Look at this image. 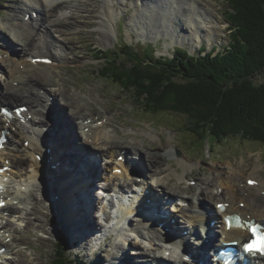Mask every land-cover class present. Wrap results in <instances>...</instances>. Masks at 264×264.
<instances>
[{
	"label": "rangeland",
	"instance_id": "374dc122",
	"mask_svg": "<svg viewBox=\"0 0 264 264\" xmlns=\"http://www.w3.org/2000/svg\"><path fill=\"white\" fill-rule=\"evenodd\" d=\"M92 1L94 5H92L91 1L86 2L84 5L85 8H82L81 12L74 14V18L66 20L68 22L70 30L67 35H64V37H66V40L64 41L65 45L61 47L60 45L56 44L55 46L56 49H61V48L67 49L65 52L72 59L64 60V62L61 63L55 62L54 64H49L46 66L39 65L38 67L40 69H44V67H48L49 71L53 70V72L57 76L56 79H58L60 76L61 77L63 76L65 79L62 77V81H60V83L65 84V80H66L67 86L63 85V87H65L67 91L73 96H75V94L79 95L77 97L75 96L77 102L93 103L94 105L91 106L92 104H90L89 107L93 108V110L96 112H102L100 113L101 116H103L106 112V114L108 116L110 115L111 118L116 117L114 121L110 119L112 121L111 124L108 123L107 125L101 126L98 130H96L97 132H106L114 129L115 132L118 133L120 137L115 138L116 140L115 142L117 143L115 145H112L114 149L128 148L118 144L122 142L125 144L129 143L130 145L134 144L135 140L133 139V137L136 136V141L140 142L143 140L144 144H146V145H142L140 148L145 149L147 147L148 149L145 150L149 154L157 156L154 159H156V161L159 162L156 163L158 165V168L163 167L164 169H167V172L165 174H162L161 177H159L160 175L159 176L156 175L152 177L150 173H148V171L143 169L146 175L145 176L143 175L142 177L141 176L138 177L137 179L138 187H136V189L140 191L141 188L142 189L144 187L146 188L148 185L150 186L151 184V188L149 189L147 188V190H149V193L148 192L146 193L145 191V193H143V196H140L141 195L140 192V194L137 193L139 196L136 197L134 192H128L127 195L124 197L125 201L130 204H135L138 198L141 199L140 202H142L143 200L146 201L149 195L152 204H153V200H156L157 203H159L157 204V206H159L160 201L162 202L161 195L165 192L166 193L168 192L161 187L160 183H162V181H160V179H162L164 183H167V186L169 185L168 186L169 192H173L174 194H176L175 195L176 197H178L177 195L186 196L189 199L188 200L189 204L194 203V205L198 204V202H196L197 199L195 197L196 196L195 194L199 192L198 189L199 187L201 186L207 187V191L210 192L211 187H213L216 183L219 182V179L215 180V176L221 175L224 177L227 174H231V172L235 170L236 172L242 171L243 175H245V176L240 175L241 177L236 180L238 185L239 184L248 185L246 178L247 177L251 178V176L254 177L261 176V178L264 180V142H256V141L251 142V141H242L238 138H229V139L226 138L223 141L217 143L215 140L211 138L206 139L205 137H199L194 133H192L191 131L187 130L186 125H188V119H186L185 115L180 113H162V114L149 113L148 110L145 109L144 106L137 101L135 95L131 91H126V93L121 91L118 84L112 82L111 79L100 75V71L103 69V66L104 69H106L110 67V65L106 64L107 62H105V59L101 57L102 56L101 54L99 55L98 52L96 53L95 50L96 47H103V48L117 50L114 44L120 45L122 41L121 37H124L128 41H131L134 47H139V46L143 47L149 43H154V45L157 46L156 49H154V52L161 55L172 56L171 53H173L174 50L173 46L176 44L179 45V43L173 42L172 38L171 37L169 38V36L165 34L159 35L158 38L153 39V37H155V35L152 33L153 28L151 30L149 27V29L147 30L144 27H142L137 20L132 21V17L135 14L134 10L126 9L127 6H131V1L128 0V2L125 3V0H122L121 6L116 5V13H120L116 18V21L114 20L116 23L117 35L111 36V41L106 42L102 38V35L99 33L98 41L100 39L99 41L100 43H108L105 45H101L97 43V36L99 30L101 29V26L98 25L97 27V30L99 29L98 31L95 29L97 26L98 18L100 17L101 20L103 18V21L102 22L100 21V25L104 24L106 26L107 24L106 19L103 16V12H104L103 7L104 6L106 7V5L104 4V2L102 5L101 0H92ZM186 1L185 2L181 1L182 3L178 5L180 7L176 11L180 16L186 15L185 18L188 17V11L186 10L187 7L185 4ZM22 4H23L22 0H0V22L8 21L12 16L18 15V12L16 11H18L20 8L23 7ZM198 4L202 8H200V10H196V12L193 14L197 18H199V15H202L200 16V18H203V21H205L203 24L199 23L204 27L201 29V33H200L201 41L199 42L201 43L202 41L207 40L210 42V44L212 43L214 44V42L216 41V44L218 46H223V47L227 45L230 41H231L230 43H232L233 40L231 37V33L235 28L230 24V22L228 23L226 21L227 19H230L229 17V15L231 14L230 10L232 11V7L228 5V0H198ZM91 9L92 11L90 12L89 10ZM99 10H100L99 12L100 15L98 14ZM203 12L206 13V15ZM144 18H146V15L144 16ZM176 18L179 17L177 16ZM215 20H218L221 23H225L226 25H219L220 26L219 28L212 27L215 25L213 23V21ZM179 22L184 24L185 21L182 19ZM190 24H192L191 19L189 21V25ZM205 29H212L211 30L212 33L208 34L210 38H207L208 35ZM8 32L9 31L7 29L0 30V68L3 67V70L0 69V82H1V86L4 88H6V86L8 87L9 82L6 79L7 78L6 72H4V70L8 72L7 62L4 63L2 60H4V58L8 55L10 56L9 52L12 49H9V46H7L6 43L2 42L1 39L6 40L8 44H11L13 47H16L17 49H19L20 47L16 45L17 41H14L15 39L13 38V36L10 35V33L8 34ZM182 34H186V33L182 31ZM139 36H143L142 39ZM57 37L60 39H64L59 35ZM186 37L188 39L190 38L188 35ZM38 38H39L38 35L37 36L34 35L33 38L30 39L31 44H34ZM169 39H171V41ZM185 42L190 43L192 41L189 39V41H185ZM191 44H198V43H191ZM188 48L190 49L189 45ZM197 51L198 50H196L193 53H196ZM18 53L16 54L15 49L12 50V55L15 56L17 59H18ZM98 56H100V58H97ZM230 64L231 63H228L227 65ZM235 64L236 63H234L233 65ZM59 65H62L63 67L60 68ZM57 72L61 73L62 75L57 74ZM46 76H47L46 74L41 75L42 81L46 79ZM263 79H264V69L259 73L257 79L255 80L258 83H261L262 81H264ZM31 82H33L32 83L33 85L35 84L34 81ZM76 83H79L81 86L80 88H83V90L79 89V87H78L79 90H77L75 88ZM34 88L35 89L33 90V92L36 93L40 92V94L42 95L44 92L49 91L48 87H44L40 84L35 85ZM85 90H87L86 93ZM88 92L92 95L94 93V95L90 96V94L89 95L87 94ZM82 95L86 96L87 98L83 97ZM175 95L176 92L171 91L167 94V97L170 96L169 98H177V96ZM62 97L63 96L58 97V100L62 101V99H64ZM27 98L32 99L34 97L28 96ZM47 98L48 97L46 95L44 97L45 102L47 101ZM83 99L85 101H82ZM77 102L70 101V105L73 107L75 106L76 108V105L78 104ZM59 106L60 104H57V107L55 108L58 109ZM103 107L108 109H104ZM64 110L66 111V109ZM67 111L69 112L70 109L68 108ZM70 114L73 116V119L71 120L72 125H74V121L76 124L81 123L82 119H76L77 115L74 114L73 110H71ZM34 118L36 120V122L34 123L35 125L36 124L43 125V127L40 126L38 127V129H43V131L47 133L49 126H46L44 124H39V120L46 118L47 121L50 122L52 120V117L49 118L46 115V113L45 114L43 113V116L41 114H36L34 115ZM97 122H101V121H97ZM27 127L30 131L31 125L27 124ZM103 127L106 128L107 130H102L104 129ZM80 129H82L81 126L77 127V134H75L76 136H78L77 137L78 141L80 140V138L82 140V137L79 136L80 132H82L80 131ZM124 131L130 132L133 137H130L129 139L126 140L123 139L124 137L127 136L124 134L125 133ZM25 135L27 136L25 137ZM25 135L22 138V144L24 147L23 146L20 147V145H17V143L13 140V145H15L16 148L19 147V150L20 148L25 149L27 147V142L30 141V132H27ZM62 135L63 133L60 134V137ZM17 137H22V135L20 133L19 134L17 133ZM70 139H71L70 141H72V138ZM36 144H37L36 145L37 148L39 146L40 149L41 143L36 142ZM78 146L84 147L81 141L78 142ZM51 147H52L51 150L52 154L54 155L56 153L53 160V164H58L57 170L58 172H60V176H54L57 182L53 184L54 186L53 189L55 190V192L56 189H58V192L62 190L63 192L62 199L66 197L65 200L67 202V210L64 211V209L60 207L59 212H57V209H55V207L53 208V206L49 205L46 199L45 188L41 186L40 188H38L39 185L37 186L36 184L32 186L30 192L31 195L34 194L33 200H31L30 192L27 193L28 196L26 195V204H27V211L31 207H33V210L31 211V214L27 217V219H24L16 227H14L16 228L14 232L15 240L4 241L3 247L6 248V253L8 254L7 256L11 258L16 257L13 251H15L16 248H21L23 254L26 257V258L20 257V260L22 262L28 261L27 264H29V262L30 264H33L34 262L33 259L31 257L27 258V256L29 254H34L36 261H38L35 262V264H52L51 260L53 259L55 249L57 248L58 240H60L61 243H65L64 244L65 249L67 254L70 255V258L80 261L81 263L79 264H115L116 261H119L120 264H136L137 262L138 263L141 262L140 260L141 259L143 260L144 258V255H142L141 258L137 254H135L137 251H143L149 255L154 253L156 255L158 254L163 255V257L166 259L172 258L171 255L169 256L168 254L166 255V252L162 251L160 249V246H157V242L159 241V239L156 238H158L162 232H160L159 235H157L158 237L156 236V234H158L159 232V230L156 229L157 227L156 224H154V227L152 229L150 228L149 230L145 227L144 229H142L144 231L143 232L140 228H136V226L137 225L145 226L146 222L140 219L139 216L134 217V215L129 221L130 230H126V232L128 231L127 232L128 234L126 235L127 237L125 243L126 246H122V244L125 242L123 240L125 236L122 235L123 233H125L124 231L119 232V231H113L112 229V231L115 232L116 236L118 237L120 236V238L118 237L115 238V236L110 235L111 238L106 240L111 232V226L115 222V219L112 221V223L109 222L110 224L107 225V231H105V236H103L102 239L98 240V242H89L88 239L90 238V236H88V232L92 233L91 235L93 237L95 236L93 231H97L98 229L97 227H93L92 229V224H93L92 220L93 219L95 220V225H97L98 222L99 224H102L103 221L102 218L100 217L102 211L101 213H97V208L99 204L96 203V200L98 198H95L92 201L90 200L93 207L95 206V203L97 206V208L92 210V214L90 210L92 206L89 209H87L86 207L89 205V203L87 201L84 202L87 198H89V195L86 192V188H84V186L87 185L88 179L85 177L83 173L88 170L84 169V166L80 167L78 163H74L73 159H70L69 161L68 160L63 161L59 156V151H56L59 150V146H56L52 143ZM169 148H172L173 149L172 151H174L172 157L166 155V151H171V149ZM65 150L66 151L68 150L69 152L72 151V149H68V148H66ZM15 152L16 149H14V151L12 152L8 151L9 155L11 153L14 154ZM138 152L140 153V151ZM17 154L23 159L21 158L20 164L18 165V167L16 166L17 168L14 167L13 171L18 173L19 176H22V178L25 177L27 181H30L31 177L29 176V170L30 172H33V166H32L33 161H31V159L28 160L24 159L25 153L23 151L22 152L20 151ZM28 154L32 155L30 158L33 159V154L32 153H28ZM115 154L122 156L121 154L123 153L122 151L118 150V152H116ZM14 158L15 156L13 157V159ZM102 158H106V157H102ZM134 159L137 161V158ZM1 164H5L3 159L1 161ZM75 164L77 166H75ZM136 164L137 167H142L140 166V163L139 164L136 163ZM254 168H256V172L255 174H252L251 172L253 171ZM60 169L62 171H60ZM57 170H55V173ZM48 173L49 176L47 174L44 175L46 181L48 180V177L51 181H53V177L50 176V172ZM111 173H114V170L110 171V167H109L108 169H106L104 175L107 174L110 175ZM69 175L70 176L72 175V177H70L71 181H69V184H67L68 188L67 186H64V188L61 189L60 187L67 182L66 176ZM170 177L172 178L170 179V182H168V178ZM207 177L213 178L211 180H213L214 182L210 185H207L206 183L208 182L206 183L204 182L205 179H207ZM99 178L100 177H97V179ZM157 180L159 185L157 184ZM15 183H12L10 181L7 184L6 188L8 190L12 189V187L14 186L13 184ZM50 190L52 189L49 186V191ZM190 190H194L195 191L194 194L191 195L186 194V192ZM251 191L256 192V189L249 188L247 191H245V194L248 195V193H251ZM72 193H75V195L71 199V201L73 202L71 201L69 202V195H71ZM112 193H114V191ZM55 194L56 195L50 194L51 196H48L49 201L51 200V197L58 195L57 193ZM118 202L119 200H117V203ZM212 205L214 207L215 204L213 203ZM168 206H170V204ZM173 207L174 206H172L171 210H169L167 207L166 210L169 211V213L173 212L172 214H174V216H177V218L181 220L182 214L178 213L177 215H175L176 210H173ZM189 207L190 205H188L185 208H189ZM21 209H22V205H21ZM71 210L75 212L76 216L72 217ZM165 213L166 215H168L167 212ZM69 214L70 217L68 218ZM64 220L67 221L66 224L64 223ZM182 220H183L182 225L185 226L189 224L184 219ZM41 222L44 225L43 228L40 225ZM67 226L70 229L69 232ZM131 228H133L137 233L138 230L141 231L143 233V236L140 234L138 235L136 232L131 230ZM9 233L10 232H7V234ZM19 237L21 238L22 241L19 240ZM8 239H10V237H8ZM128 240L129 242L132 243L128 244ZM27 244L28 246H30V248H27ZM122 247H125V251ZM115 254H120L121 256L120 255L116 256ZM124 256L126 257L125 259Z\"/></svg>",
	"mask_w": 264,
	"mask_h": 264
},
{
	"label": "bare ground",
	"instance_id": "6f19581e",
	"mask_svg": "<svg viewBox=\"0 0 264 264\" xmlns=\"http://www.w3.org/2000/svg\"><path fill=\"white\" fill-rule=\"evenodd\" d=\"M22 1H23L22 5L27 9H29L30 7H36L39 11L40 8H42V15L39 13L38 18H40V19L44 18L46 21H45L44 26H43V32H42L43 35L40 37V43L39 44H31L30 39L33 38L34 32L36 31L37 27L42 28V25H41L42 22L40 19H33V18L29 19V18H27V16H26L27 11L26 10L23 9L24 14L22 15V18L13 16L12 18H10V20H8L6 22L5 21L0 22V30L7 29L9 31L8 34L10 33V35L13 36V38L15 39L14 41H17L16 45L20 46L19 49H17L15 47L16 54L19 52L18 58H20V59H17L15 56L11 57L8 55L6 58H4V60H2L4 63L5 62L9 63L7 65L8 72L7 71H5V72L8 76L7 80L11 81V83H9L8 87L6 86V88H4L0 85V104L3 103V101H6L8 104H10L12 101H14L15 103L17 102L20 105L27 104V106L29 107L28 113L41 114L42 116H43V113L44 114L48 113V115H49L48 117L52 116V120L50 122L47 121L46 118L39 120V124H45L46 126H49V129H48L49 134L46 136L44 135L46 138L45 142H44V137L42 135H40L42 133V130H40V129L36 128V126H34L35 125L34 124L35 119L28 121V123H30L32 125L31 126V128H32L31 137H35L36 139L41 138L42 142H44V144H42L43 147H41L38 150L41 151L46 158H48L50 165L53 167V172L55 174L54 176H60V172H58V170H57L58 164H53V160H54L56 153L54 155L52 154V151H51L52 150V147H51L52 143L56 146H59V150H56V151H59V156L63 161H66V160L69 161L70 159H73L74 163H78V165L80 167L84 166V169L88 170V171L83 173L85 175V177L88 179L87 185L84 186V188H86V192L89 195V198H87L84 202L87 201L89 203V205L86 207L87 209H89L92 206V208H90L91 214H92V210L94 209L95 206L93 207L90 200L92 201L95 198L103 199V194H105V193H102L99 189H97L100 187V183H98L96 179H97V177H102V176L100 174V171L97 170L98 167L96 165V161L92 159L93 158V154L91 152L92 150H97V152L101 156H105V155L109 156V159H110L109 161L113 162V164H114L112 169H114L118 172V173H112L108 176L109 182L106 184L108 187H110V186H116L117 187L118 186V188L120 190H124V191L130 190V192L135 193L136 197L139 196L137 193L140 194V192H138L136 189V187H138V186L136 185L133 188L132 183L127 181V180H129V177H128L126 171L132 166L133 171L137 170V168H138L141 172H143V174L141 173L140 175H145L144 170H146V171H148V173H150V175L152 177H154L156 175L157 176L160 175L159 177H161L162 174H165L167 172V169H164L163 167H160V166H159L160 168H158V165L156 164L158 161H156V159H154L157 156L149 154L146 151L148 149L147 147L145 148L146 150L140 148L142 145H146V144H144L143 140L140 142L136 141V137H133L130 132L124 131L125 132L124 134L127 136L124 137L123 139L126 140V139H129L130 137H133V139L135 140V143L131 144V145L129 143L125 144L123 142L119 143L118 145L125 146L128 148H126V152L124 154H122V155H125L126 162L117 161V157H116V155H114L117 150L114 149L112 145H115L117 143V142H115L116 141L115 138L120 137L118 135V133L115 132L114 129L112 131L114 133L113 135H112V132H110V131H106V132H97L96 131L101 126L107 125L108 123L111 124L110 116H108L105 111H104L105 114L103 116H101L100 113H102V112H96L93 110V108H90L89 105L92 104L91 106H93L94 105L93 103L77 102L76 97L79 95L75 94L76 97L73 96L72 94H70L67 91V89L65 87L62 86L65 84L60 83V81H62L61 76L58 79H56L57 76L53 71H49V72L47 71L46 72V70H44V69L41 70L39 67H36L39 64H37V63L33 64V63L28 62V60H27V56L29 53H33L35 55L34 57H36V58H42V57H45L46 55H50L58 63L63 62L65 60V58L68 57V55L65 54V51L67 49L60 50L63 53L59 52L58 50L49 51L50 47L52 46V43L49 44L48 42H46V38H47L48 32L52 28L51 31L58 33L60 37H62L66 40V37H64V35H67L69 30H70L68 22L66 20L73 17V13L75 11L79 12L80 9L85 8L83 0H22ZM156 1L159 2L160 0H155V1L154 0H143L141 6L134 8L135 14L132 17V21L137 20L138 23H140V25L147 30L149 29V27L151 30L153 28L152 33L155 35V37H153V39L158 38L159 35L165 34V35L169 36V38L171 37L173 42H175V43H177L178 41H182L183 43H185V41H189V39L192 41V42H190V44L191 43H200L199 42V41H201V34L200 33H201V29L203 28V26L199 23L203 24L205 21H203V18H197V17L193 16V13H195L196 10H200V8H202L198 4V0H187L186 1L185 4H186L187 8L186 7H184V8H186V10L188 11V17L187 18H185L186 15L180 16L176 12L180 6L177 5L174 8L171 4L167 5L166 4L167 0H164L165 3H160L161 6H159V3H157ZM171 1L176 2V0H171ZM103 2L106 5V7L105 6L103 7V11H104L103 16L106 19L107 24H106V26L104 24L100 25V21L102 22L103 18H102V20H101V17L98 18L96 30H97L98 25L101 26V29L100 30L98 29L99 32H98L97 40L99 38V33H100L102 35V38L104 39V41L110 42L111 36L116 35L115 21H116V18L118 17V15L120 13H116V7H115L116 0H103L102 3ZM101 8H100V10H101ZM100 10L98 11V14H99ZM180 10H181V8H180ZM204 14L206 15V13H204ZM145 15H146V18H144ZM177 16L179 18H176ZM199 16H202V15H199ZM173 17H175L176 19ZM182 19L185 21L184 24L179 22ZM190 19H191L192 24L189 25ZM38 21L40 23H38ZM184 27H186V28H184ZM211 30L212 29H205L207 35L212 33ZM138 31H139V29H138ZM182 31L185 32L190 38L188 39L186 37L187 36L186 34H182ZM203 34H204V32H203ZM139 37L142 39L143 36H139ZM207 38H210V36L208 35ZM64 39H60V38L56 37V38H54V43L63 47L65 45ZM1 41H3L4 43L7 44L6 40L3 39ZM99 41H100V39H99ZM100 44L105 45L108 43H100ZM7 46H9V45L7 44ZM12 50H13V48H12ZM25 52L27 53L26 55H24ZM61 67H63V66H61ZM2 70H3V67H2ZM42 74L47 75L46 79H44L43 81L41 79ZM31 81H34L35 84L33 85L32 84L33 82H31ZM0 84H1V82H0ZM37 84H40L44 87H48L49 91L44 92L43 95L40 94V92H38V93L33 92V90L35 89L34 86ZM51 84H53V85H51ZM38 88H41V87H38ZM46 95L48 98H47V101L45 102L44 97ZM60 95L63 96L62 98H64V99H62L63 102H62V104L60 103L59 108L56 109L55 107H57V104H59V103H57V101H58V97ZM28 96H32L34 98L28 99L27 98ZM49 97H50V99H49ZM70 101H76L78 103L76 105V108H75V106L73 107L70 105ZM82 101H85V100L83 99ZM67 108H70L71 110H73L74 114L77 115L76 119H82L81 123L76 124L75 121L73 120L74 125L71 124V120L73 119V116L70 117L67 114V112L64 110ZM45 110H47L48 112H46ZM2 116L3 115L1 114V111H0V120H1ZM8 121H12V123H11L12 126H11L10 130H13L15 132H19L18 129H24L27 127V125H24V124H22L20 126L17 125L18 122H21V119L19 116H14L13 118H10ZM97 121H101V122H97ZM79 126L82 127V132H80V134H79V136L82 137V140L80 138L79 141H81V143L84 147L78 146V142H79L77 140L78 136L75 135V134H77V127H79ZM88 127H89V129H88ZM15 132H12V133H15ZM22 133H25V132L22 131ZM61 133H63V135L60 137ZM70 138H72V141H70L71 140ZM14 141L17 143V145H20V142H21L20 139H19V141L17 139H14ZM141 142H142V144H141ZM32 143H33L32 141L29 142L28 149H26V151H23L22 149L19 150V147L16 148L17 153H19L20 151L21 152L23 151L25 153L24 159H26V160L31 159V161H33V163H32L33 172H30V170H29V176L31 177V180H30L31 182L27 181V179L25 177L22 178V176H19L18 173L13 171V168L16 166L18 167V165L20 164V160L22 157H20L16 152L14 154L13 153L10 155L8 154L7 151L11 152V151H14V149H15V147L13 149L12 145L9 144V139H8V143L6 144V150L7 151H4V150L0 151V162L3 159L8 164V166H10V168H11L10 172L5 171L3 174H1L2 176H0V178H2L0 180V185H1V187H0V199L5 201V205L0 208V242L1 243L6 241L8 237L12 238V241L15 240L14 232H15L16 228H14V227H16L24 219H27V217L31 214L33 207L29 208L27 211L26 195H27V193L30 192L32 186H34L36 184L37 186L39 185L38 188H40V186L44 187L46 199H47L49 205L52 206L51 200L49 201L48 196H51L50 194L55 195V190L53 189L54 186H53L52 181L49 179V177H48V180L46 181V178L44 177V175L46 173H43L44 167H43L42 162H39L38 159H36L34 156H33V159L30 158L32 155L28 154L27 151L29 149H32V153L34 154V152L37 148ZM45 144H47V146ZM7 145H8V147H7ZM30 145H31V147H30ZM35 145H37V144H35ZM137 145H138V147H137ZM38 148H39V146H38ZM66 148L72 149V151L71 152H69L68 150L66 151L65 150ZM169 149H171V151H166V155L169 157H172L174 151H172L173 150L172 148H169ZM47 150L49 151V154L46 153ZM138 151H140V153ZM132 153L133 154L135 153L137 155V161L134 159V155ZM35 154H37V152ZM12 156L13 157L15 156V158L13 159ZM160 159H163V158H160ZM136 163H138V164L140 163V166H142L143 168L137 167ZM75 166H77V165L75 164ZM171 166H173V165H171ZM185 166H187V165H185ZM108 167H109L108 165L105 166L106 169ZM61 169H60V171H62ZM55 170H57L56 173H55ZM118 170H120V172ZM255 172H256V168H254L251 173L255 174ZM70 173H72V172H70ZM47 175L49 176V173ZM240 175L241 176L243 175L242 171L236 172L234 170L231 172V174H227L224 177L221 175L215 176V180L219 179V182L216 183L213 187H211L210 192L207 191V187L201 186L198 188L199 192H197L195 194L196 195L195 197L197 199L196 202H198L202 207L206 208V213H207L208 217L209 216L216 217V218L219 217V214L217 213L216 208L214 209L211 207L212 203H213L212 201L218 200L215 203V205L219 204L220 202H230V207H229V210L227 211V213L237 212V213H241L243 216L248 217V218H255V219L258 218V219L264 220V200H263L264 199V180L261 178V176H256V177L251 176V178L247 177V179L254 180L255 181L254 186H248V185L243 186L240 184L238 185L236 180L241 177ZM126 176H127V178H126ZM243 176H245V175H243ZM5 177L6 178L8 177V180H10L12 183L17 182L15 184H13L14 186L12 187V189H10L13 191L5 189V187L7 185V181H5L6 180ZM70 177H72V175L66 176V179L68 182V183L66 182L67 184H69V181H71ZM171 178L172 177L168 178V182H170ZM133 179H134V182L137 181V178H136V181H135V177H133ZM211 179H213V178L209 177V178L205 179L204 182L205 183L208 182L206 184L210 185L214 182ZM160 181H162V183H160L161 187L164 188L165 191H168L167 193L165 192V194L169 198H174L176 194H174L173 192H169V189H168L169 185L167 186V183H164L162 179H160ZM67 184L62 185L60 188L63 189L64 186H67ZM148 184H149V182H148ZM157 184L159 185L158 180H157ZM49 186L52 189L50 191H49ZM67 188H68V186H67ZM91 188H92V190H91ZM147 188L148 189L151 188V184H150V186L148 185L146 188L145 187L143 189L141 188L142 189V190L140 189L142 191L141 194L145 193V191L149 193V190H147ZM249 188L256 189V192L255 191H251V193L247 192L248 195H246L245 191H247ZM60 191L62 192V190H60ZM194 192H195L194 190H190V191H187L186 194L191 195V194H194ZM168 193H171V194H168ZM33 195H31V192H30L31 200H33ZM74 195H75V193H72L71 195H69V202L71 201V199L73 198ZM177 196H178L177 199H179L181 201V203L189 200L184 195H177ZM65 198L62 199V195H61L60 200L58 202L54 203L55 207L61 206V208L64 209V211H66L67 210V202H66ZM147 200L149 201V203L147 202ZM147 200L146 201L143 200L145 202L141 203V206H142L141 209L143 212L144 211H150V209L153 212V211H155V208H157V207L160 208L159 206L162 204V202L160 201V205L157 206V204H159V203H157L156 200H153V204H152L151 198H149V195H148ZM71 202H73V201H71ZM20 204L22 205V209H21ZM176 204L177 203L175 202L173 205L175 208L173 210L177 209ZM24 205H25V208H24ZM134 206H135V204H129L127 202L124 203V202L119 201L118 206L115 208L114 216L109 218V216L105 212H103V218L107 222L109 221L110 223H112V221L115 219V222L112 224V229H113V231H119L120 232V231H122V227L124 225L125 219L129 218L130 215H137L138 214V213H136ZM193 207H195L194 203H192L190 205L189 211L191 209H193ZM180 213L183 216H185V215L189 216V218H190L189 223H191L192 226H197V225L202 224L203 219L198 214L196 216H192L189 214L188 209H184L183 207L180 210ZM22 214H23V217H22ZM163 214H165V219L161 218V219H158V221H157V219L153 218V220L150 221V223H148V224L145 223V226H141V225H137V226L141 230L144 229L145 227L149 230L150 228L152 229L154 227V224H156V226H159L158 223H163V224H161L162 227H156V229L159 230V232H158V234H156V236L159 235L160 232H162L161 235H159V237L157 236L158 238H156V239H159V241L157 242V246H160V249L162 251H165L166 254H167V251H170L169 255H171L172 258L166 259L163 257V255H159V254L156 255L155 253L149 255L143 251H137L136 254L138 256H140L141 258H142V255H144V258H143V260L142 259L140 260L141 262H139V263L137 262L136 264H154L157 262H162L163 264H173V263L184 264V262L182 261V254L179 253V246L178 245L173 246L172 242L169 241V239H170V237L176 236L177 234L181 235L182 232H184V233H186V232H185V230L183 231V229H184L183 225L180 226L178 224V222L175 219V216H173V215L168 216V215H166L165 212ZM71 215H72V217L76 216V214L73 210H71ZM69 217H70V214L68 215V218ZM4 219H5V221H4ZM141 219H145V218L142 217ZM172 219H175V221H173ZM171 220L173 222H171ZM64 223L66 224L67 221L64 220ZM92 223H93L92 224V229H93V227L96 226L94 219L92 220ZM40 225L42 226V228L44 227L42 222L40 223ZM133 228H131V230L136 232ZM161 229H162V231H161ZM127 230H130L129 227L127 228ZM69 231H70V229L68 227V232ZM164 231H167V233L166 234L163 233ZM7 232H10V233L7 234ZM127 232L122 234L123 236H125L123 238V240L125 242L122 244V246H126L125 243H126V238H127L126 235L128 234ZM137 234L138 235L140 234L143 236V233L139 230H138ZM193 234L198 235L196 232V229L192 232V235ZM246 235L247 234L243 235L242 231H239L237 229H234L231 232L227 233L228 240H237L238 237H242V236L245 237ZM154 237H155V235H154ZM174 238L177 241V239H176L177 237H174ZM200 238L202 239V237H200ZM214 238L217 239V237H214ZM19 240L22 241L20 237H19ZM25 241H26V239H25ZM212 241L208 242L207 245L212 243ZM187 242H190V241L188 240ZM131 243L132 242H129V240H128V244H131ZM134 245H136V244H134ZM8 246H9V244H8ZM186 246H189L190 248H192L191 244H188ZM1 247L2 246L0 245V248ZM27 248H30V246H28V244H27ZM122 248L125 251V247H122ZM10 250H11V248H10ZM98 250H100V249H98ZM140 252H142V253H140ZM13 253L16 255V257L11 258V259L9 256H7L8 255L7 253H2V254L0 253V259L2 260V262L0 261V264H17V263L18 264H27L28 261L22 262L20 260V257L26 258L25 255L23 254V251L21 250V248H16V250L13 251ZM98 253H99V251H98ZM115 255L118 256L120 254H115ZM121 255H122V253H121ZM200 256L202 257L203 255L200 254ZM30 257L34 261L33 264H35V262H38V261H36L34 254H29L27 256V258H30ZM125 258L126 257L124 256V259ZM138 261H139V259H138ZM29 264H30V262H29ZM115 264H120V263H119V261H116Z\"/></svg>",
	"mask_w": 264,
	"mask_h": 264
},
{
	"label": "trees",
	"instance_id": "16d2710c",
	"mask_svg": "<svg viewBox=\"0 0 264 264\" xmlns=\"http://www.w3.org/2000/svg\"><path fill=\"white\" fill-rule=\"evenodd\" d=\"M229 5L235 29L223 55L189 57L181 50L175 59H164L124 44L121 56H108L110 67L103 66L100 75L131 91L149 113L185 115L187 130L199 137L264 142V81L255 80L264 69V0ZM171 91L177 98L167 97ZM51 261L80 263L62 243Z\"/></svg>",
	"mask_w": 264,
	"mask_h": 264
},
{
	"label": "snow or ice",
	"instance_id": "6c2138e0",
	"mask_svg": "<svg viewBox=\"0 0 264 264\" xmlns=\"http://www.w3.org/2000/svg\"><path fill=\"white\" fill-rule=\"evenodd\" d=\"M252 232L254 237L258 235L255 229ZM244 249L249 252L260 251L264 253V237H260L258 240L254 239L250 243L245 244Z\"/></svg>",
	"mask_w": 264,
	"mask_h": 264
}]
</instances>
